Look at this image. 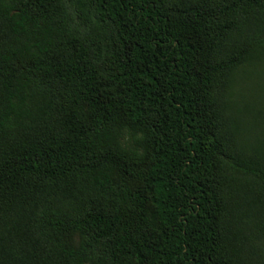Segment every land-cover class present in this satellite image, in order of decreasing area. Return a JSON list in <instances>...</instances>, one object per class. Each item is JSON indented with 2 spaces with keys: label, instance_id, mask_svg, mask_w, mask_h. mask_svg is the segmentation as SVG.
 <instances>
[{
  "label": "trees",
  "instance_id": "obj_1",
  "mask_svg": "<svg viewBox=\"0 0 264 264\" xmlns=\"http://www.w3.org/2000/svg\"><path fill=\"white\" fill-rule=\"evenodd\" d=\"M264 0H0V264H264Z\"/></svg>",
  "mask_w": 264,
  "mask_h": 264
},
{
  "label": "rangeland",
  "instance_id": "obj_2",
  "mask_svg": "<svg viewBox=\"0 0 264 264\" xmlns=\"http://www.w3.org/2000/svg\"><path fill=\"white\" fill-rule=\"evenodd\" d=\"M236 90L241 94L243 102L251 105L264 120V66L248 67L240 75Z\"/></svg>",
  "mask_w": 264,
  "mask_h": 264
}]
</instances>
